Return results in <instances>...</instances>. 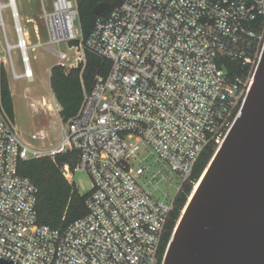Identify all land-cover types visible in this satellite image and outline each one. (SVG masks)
<instances>
[{
    "label": "built area",
    "instance_id": "built-area-1",
    "mask_svg": "<svg viewBox=\"0 0 264 264\" xmlns=\"http://www.w3.org/2000/svg\"><path fill=\"white\" fill-rule=\"evenodd\" d=\"M79 1L52 0L47 9L42 0L49 43L66 47L55 51L57 65L77 68L89 51L111 68L84 92L77 115L61 123L60 139L49 147L22 138L0 95V258L16 264H162L177 194L192 180L205 148L213 145L214 156L221 149L254 83L264 49V0H125L97 19L86 39ZM7 8L17 36L15 45L7 41L12 76L32 82L31 45L16 0H0V29L7 39ZM16 49L23 73L12 60ZM72 51L78 56L67 64ZM228 62L245 71L230 79ZM45 137L40 132L32 140ZM73 153L74 168L57 162ZM142 154L180 179L174 197L156 194L162 171L151 173ZM45 157L70 184L76 185L79 172L93 181L88 215L64 230L39 223V190L18 172L20 161Z\"/></svg>",
    "mask_w": 264,
    "mask_h": 264
},
{
    "label": "water",
    "instance_id": "water-1",
    "mask_svg": "<svg viewBox=\"0 0 264 264\" xmlns=\"http://www.w3.org/2000/svg\"><path fill=\"white\" fill-rule=\"evenodd\" d=\"M0 264H16L0 258ZM162 264H264V49L255 80L211 159Z\"/></svg>",
    "mask_w": 264,
    "mask_h": 264
},
{
    "label": "trees",
    "instance_id": "trees-1",
    "mask_svg": "<svg viewBox=\"0 0 264 264\" xmlns=\"http://www.w3.org/2000/svg\"><path fill=\"white\" fill-rule=\"evenodd\" d=\"M124 1L80 0V26L84 38L89 37L98 18L109 17ZM85 56L86 63H81L77 68L68 71L61 65H55L51 68L50 86L58 113L64 123L69 122L77 115L84 99V92L92 90L96 77L107 76L111 68V63L108 60L101 59L89 51H86ZM227 65L230 71V79L245 71L241 70L239 63L228 62ZM0 95L4 109L12 119H15L13 95L3 64H0ZM214 153L213 145L205 148L194 167L192 182L185 183L177 194L175 208L169 217L163 238L162 255L181 212L189 200L193 183L202 177ZM57 162L60 164L69 163L74 168L77 162V153L60 155L57 157ZM18 172L21 176L28 178L39 190L37 212L38 221L41 225L64 230L88 215L86 201L91 191L81 194L77 185L70 184L63 177L60 169L51 158L20 161Z\"/></svg>",
    "mask_w": 264,
    "mask_h": 264
},
{
    "label": "rangeland",
    "instance_id": "rangeland-1",
    "mask_svg": "<svg viewBox=\"0 0 264 264\" xmlns=\"http://www.w3.org/2000/svg\"><path fill=\"white\" fill-rule=\"evenodd\" d=\"M6 3L7 0H1ZM21 18L22 25L28 34L30 42L29 56L31 65L34 70L35 79L28 82L26 79L15 80L10 70V53L8 51V43L15 45L17 36L14 32V21L11 17L9 8L3 11L5 23L7 25V39L0 29V59L4 62L9 83L13 95V104L15 112V124L20 131L22 138L36 146L44 144L49 147L56 144L61 136V123L63 122L54 100L50 86L51 68L57 65L60 60L56 56L55 51H66L65 45L57 46L49 43V36L45 20L42 17L43 4L42 0H16ZM45 7H51L52 0H44ZM12 60L18 73H23V63L19 49L13 50L11 53ZM78 55L72 51L69 55L70 61H64L69 64ZM6 61V62H5ZM46 103V105H44ZM53 107V111L48 106ZM43 132L46 137L44 140H32V136ZM140 159L144 164L150 167L151 173L162 171V166L155 162V158L142 154ZM166 179H163L162 177ZM150 177V175H149ZM74 181L81 194H85L92 190L93 181L86 172L75 174ZM158 183L159 190L156 194L163 197L168 194L175 196L180 179L172 176L167 171H162V175L158 176L154 184Z\"/></svg>",
    "mask_w": 264,
    "mask_h": 264
},
{
    "label": "bare ground",
    "instance_id": "bare-ground-1",
    "mask_svg": "<svg viewBox=\"0 0 264 264\" xmlns=\"http://www.w3.org/2000/svg\"><path fill=\"white\" fill-rule=\"evenodd\" d=\"M44 105H46V103H44ZM48 109H49L50 111H53V110H54L53 107H52L51 105L48 106Z\"/></svg>",
    "mask_w": 264,
    "mask_h": 264
}]
</instances>
